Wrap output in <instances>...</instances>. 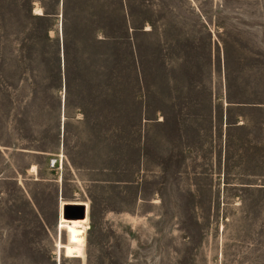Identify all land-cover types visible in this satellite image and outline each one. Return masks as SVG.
<instances>
[{
    "label": "rangeland",
    "instance_id": "1",
    "mask_svg": "<svg viewBox=\"0 0 264 264\" xmlns=\"http://www.w3.org/2000/svg\"><path fill=\"white\" fill-rule=\"evenodd\" d=\"M57 1L0 0V264H264V0H68L70 97Z\"/></svg>",
    "mask_w": 264,
    "mask_h": 264
},
{
    "label": "trees",
    "instance_id": "2",
    "mask_svg": "<svg viewBox=\"0 0 264 264\" xmlns=\"http://www.w3.org/2000/svg\"><path fill=\"white\" fill-rule=\"evenodd\" d=\"M57 3L60 5L62 4V0H58ZM63 9H64V18L65 22L63 25L67 24V10H68V0H63ZM31 15L34 19L41 23H43L42 31L44 32V42L46 45L52 47V49L55 50V57L56 60L52 64V67H50L49 64L45 63V70L46 68L49 69V71H45L46 73H50V76L46 77L45 79H52L54 82H56L59 86V83H64V80L66 81L67 85V95L70 97L72 95V90L74 88V84L76 81L79 82V88L83 90L84 92L89 91L90 89H94L95 87L98 88V85L95 86L92 83V78H90L91 74L95 70L93 68L94 63L92 62H78L74 61L71 57L72 52V39L70 34L68 33V29L63 26V30L61 32V38L51 37V32L54 31V24H51V17L48 13H43V15H33V12L31 11ZM95 48L91 47H85L84 52L85 53H91L94 51ZM98 65H101V67H98V69H101V71H110L111 76L106 77L103 79H107L108 83L106 85L107 91L112 93V95L115 93L116 84L114 83L116 81L117 74H118V64L116 63L115 55L112 57L107 56L106 54L103 55V59L101 62H98ZM116 63V64H115Z\"/></svg>",
    "mask_w": 264,
    "mask_h": 264
},
{
    "label": "water",
    "instance_id": "3",
    "mask_svg": "<svg viewBox=\"0 0 264 264\" xmlns=\"http://www.w3.org/2000/svg\"><path fill=\"white\" fill-rule=\"evenodd\" d=\"M64 89H65V92H67L66 81H65V83H64ZM65 103H66V102H65ZM65 103H64V105H65ZM65 107H66V106H64V109H65ZM52 165H53L54 168H59V167H61V159L53 160V161H52ZM65 214H66V212H65ZM84 217H85V215H84V212H83L82 218H84Z\"/></svg>",
    "mask_w": 264,
    "mask_h": 264
},
{
    "label": "bare ground",
    "instance_id": "4",
    "mask_svg": "<svg viewBox=\"0 0 264 264\" xmlns=\"http://www.w3.org/2000/svg\"><path fill=\"white\" fill-rule=\"evenodd\" d=\"M38 12H40V15H43V12H42L41 9H39ZM32 172L35 173V174H38L37 168L34 167V168L32 169ZM83 212H84V211H83ZM84 215H85V214H84Z\"/></svg>",
    "mask_w": 264,
    "mask_h": 264
},
{
    "label": "crops",
    "instance_id": "5",
    "mask_svg": "<svg viewBox=\"0 0 264 264\" xmlns=\"http://www.w3.org/2000/svg\"><path fill=\"white\" fill-rule=\"evenodd\" d=\"M61 5L63 6V0H62V4Z\"/></svg>",
    "mask_w": 264,
    "mask_h": 264
}]
</instances>
